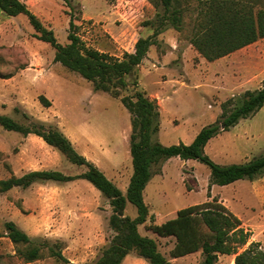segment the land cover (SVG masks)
I'll return each instance as SVG.
<instances>
[{"label":"rangeland","instance_id":"rangeland-1","mask_svg":"<svg viewBox=\"0 0 264 264\" xmlns=\"http://www.w3.org/2000/svg\"><path fill=\"white\" fill-rule=\"evenodd\" d=\"M59 42H69L70 19L88 47L123 58L134 52L137 40L156 30L157 8L150 0H23ZM196 1L189 0L180 30L167 27L156 36L147 57L129 85L113 92L94 84L55 61V49L35 37L24 14L8 16L0 10V114L29 125L39 120L57 126L76 149L94 162L123 191L133 173L130 152L131 112L122 103L137 89L157 102L161 126L157 139L164 145L190 144L205 126L216 122L223 104L238 106L247 90L264 82V38L215 61H208L190 43ZM152 21V24H150ZM138 86H133V80ZM45 95L51 105L40 100ZM205 152L220 164L248 162L264 154V106L229 131L212 138ZM144 192L149 217L141 234L155 238L170 257L175 238L160 237L150 229L174 218L179 209L218 199L241 219L250 242L264 248V174L226 186L212 185L210 168L198 160L172 157L160 166ZM60 170L77 175L87 170L70 162L58 149L35 134L0 126V179L32 170ZM157 169V167H156ZM211 195V196H209ZM109 199L91 182H35L0 192V264H67L53 257L55 246L75 264H91L109 245L114 231ZM126 214L136 216L128 204ZM16 222L43 247V256L28 262L7 236L5 224ZM202 250L172 258L174 264H202ZM122 264H149L135 252ZM215 264H235L234 255H220Z\"/></svg>","mask_w":264,"mask_h":264},{"label":"trees","instance_id":"trees-1","mask_svg":"<svg viewBox=\"0 0 264 264\" xmlns=\"http://www.w3.org/2000/svg\"><path fill=\"white\" fill-rule=\"evenodd\" d=\"M157 13L155 32L141 36L134 52H126L123 58L88 47L77 33L75 18L70 19L69 42L58 41L52 29L47 28L23 0H0V10L8 16L24 14L36 30L35 37L49 43L55 49V61L71 71L79 73L94 84L96 90L113 92L129 85L127 76L147 57L156 36L167 27L182 29L189 0H150ZM194 24L190 43L208 61H215L264 38V0H195ZM152 24V21H150ZM134 78L133 86H138ZM40 100L51 105L45 95ZM122 103L131 112L132 132L130 152L133 173L126 191H123L94 162L88 160L74 146L71 139L57 126L35 120L24 125L8 114H0V126L4 129L35 134L47 144L58 149L70 162L85 166L87 170L77 175L60 170H32L21 176L16 174L0 179V192L14 187L27 188L35 182H71L85 179L106 196L113 213L110 225L114 235L101 256L91 264H122L125 257L135 252L149 264H174L172 258H180L202 250V264H215L220 255H234L235 264H264V248L260 242H250L251 233L242 226L241 219L228 210L218 199L205 201L179 209L177 215L161 224H151L150 229L160 237L175 238L170 257L160 249L157 240L141 234L139 226L147 222L149 206L144 192L152 177L161 172L160 166L172 157L182 160H198L210 168L209 190L212 185L226 186L238 180H255L264 174V154L248 162L220 164L205 152L209 141L222 131H229L241 119L248 118L264 106V82L257 90H247L242 102L231 107L226 101L221 117L205 126L190 144L164 145L157 139L161 126V113L157 102L143 90L133 96L123 97ZM157 167V169H156ZM211 196V195H209ZM128 204L136 207V216L126 214ZM7 236L18 246V251L28 262L43 256V247L16 222L5 224ZM48 246L53 257L71 263L56 246Z\"/></svg>","mask_w":264,"mask_h":264},{"label":"crops","instance_id":"crops-1","mask_svg":"<svg viewBox=\"0 0 264 264\" xmlns=\"http://www.w3.org/2000/svg\"><path fill=\"white\" fill-rule=\"evenodd\" d=\"M228 56V55H227ZM223 58V57H222ZM49 145V144H48ZM79 180V179H78ZM63 183H68V182H63Z\"/></svg>","mask_w":264,"mask_h":264}]
</instances>
